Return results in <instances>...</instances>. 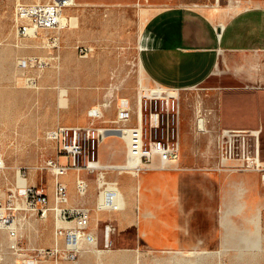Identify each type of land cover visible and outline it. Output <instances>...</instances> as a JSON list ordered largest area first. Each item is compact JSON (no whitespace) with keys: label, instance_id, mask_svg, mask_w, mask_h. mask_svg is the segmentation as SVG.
Listing matches in <instances>:
<instances>
[{"label":"crops","instance_id":"obj_1","mask_svg":"<svg viewBox=\"0 0 264 264\" xmlns=\"http://www.w3.org/2000/svg\"><path fill=\"white\" fill-rule=\"evenodd\" d=\"M140 1L99 4L115 10L139 8L133 24L117 26L122 34L118 45L132 51L138 85L179 92V153L168 169L155 167L137 175L122 168L125 139L110 133L98 144L97 161L103 169H71L60 178L67 184L68 206L89 211L86 233L97 242L107 233L109 246L116 242L109 264H133L137 242L153 253L220 256L223 234L236 240L237 225L246 226L251 246L258 235V215L261 250L250 249L264 255V181L259 173L236 171L237 162L223 161L219 145L227 130L257 132L264 164V0H225L221 12L212 11L204 0H147L142 7ZM126 63L118 67L125 69ZM135 91V83L129 82L126 95L131 102ZM111 107L112 117L83 127L116 130L135 125L134 109L132 121L125 124ZM102 112L99 119L105 117ZM117 143L122 157L116 154ZM54 160L71 164L58 156V148ZM77 180L86 183L84 196L77 191ZM39 190L52 204L54 176ZM89 254L85 251L84 257Z\"/></svg>","mask_w":264,"mask_h":264},{"label":"rangeland","instance_id":"obj_2","mask_svg":"<svg viewBox=\"0 0 264 264\" xmlns=\"http://www.w3.org/2000/svg\"><path fill=\"white\" fill-rule=\"evenodd\" d=\"M49 1L0 0V158L6 169L0 174V203L6 204L0 211V219L9 218L10 228L17 232L11 237L3 227L0 229V264H109L108 255L116 249V242L112 241L110 246L106 240L83 242L79 253L71 259L68 256L71 243L55 237L54 212L41 218L22 210H7L12 193L16 196L15 207L25 209V186L33 185L40 191L39 188L46 189L47 179L53 178L47 162L55 159L58 147L50 139V133L64 127L85 129V122L102 120L97 115L98 110H103L104 120L112 117L113 108L106 109L105 104L112 101L116 108L127 107L131 102L126 95L128 82L136 86L135 99L131 102L136 112L138 94L148 89L134 80L136 67L131 64L132 51L118 45L122 34H117V26L133 24L138 7L115 10L102 7L101 0H77L74 7L65 12L68 24L64 29L40 32L35 37H19L15 26L16 7ZM204 2L216 12H221L228 3L225 0ZM140 4L141 7L146 5L147 0H141ZM84 48L91 52L82 55L80 49ZM122 62H127L125 69L118 67ZM76 90L79 94H74ZM68 99L72 102L68 103L67 110L65 101ZM116 148L117 156L122 157L119 143ZM259 218L258 215V235L251 246L245 239L246 226L237 225L236 240H227V235L223 234L220 256H199V253L192 256L182 251L153 253L137 242L133 246L136 252L132 263L136 264L137 259L138 264H264V255L256 256L250 249L261 250ZM55 248L59 249L58 254L39 255L40 250ZM85 251H89L88 257H84Z\"/></svg>","mask_w":264,"mask_h":264},{"label":"built area","instance_id":"obj_3","mask_svg":"<svg viewBox=\"0 0 264 264\" xmlns=\"http://www.w3.org/2000/svg\"><path fill=\"white\" fill-rule=\"evenodd\" d=\"M77 0H50L47 3L18 5L15 10V26L21 38L35 37L40 32L60 31L67 25L63 24L65 12L74 7ZM68 21V19H67ZM68 24V23H67ZM89 49H80L82 55H87ZM139 107L135 112V125H125L116 130H95L78 128H58L50 133V139L56 142L58 156L71 160L69 165H60L55 160L47 162V169L55 178L53 203L46 194L40 193L35 187L25 186V209L15 207L14 193L8 199V211L22 210L45 218L49 212L55 213L56 239H66L71 243L68 251L69 258H75L79 253L80 244L95 241V237L86 233L90 224V213L84 208H71L67 187L60 178L66 176L71 169H87L97 171L103 169L97 161V147L108 134L122 136L127 144V158L122 166L124 170L139 175L145 170L157 167L166 170L176 159L180 150V96L174 89L153 88L143 90L138 94ZM126 99H122L125 101ZM202 114L201 110H198ZM97 115H99L97 113ZM120 121L128 124L132 121L131 104L118 108ZM220 153L223 161L237 162L238 172L259 173L264 181V164L261 158L259 133L248 130H227L220 138ZM83 160V163H82ZM0 158V169L4 168ZM77 191L84 196L87 191L86 183L77 180ZM6 205V204H5ZM0 203V211L4 210ZM0 223L8 228V234L15 237L16 229L10 228L11 220L1 218ZM73 223L68 228L65 224ZM108 233L105 240L108 241ZM59 249L40 250V256L58 254Z\"/></svg>","mask_w":264,"mask_h":264},{"label":"bare ground","instance_id":"obj_4","mask_svg":"<svg viewBox=\"0 0 264 264\" xmlns=\"http://www.w3.org/2000/svg\"><path fill=\"white\" fill-rule=\"evenodd\" d=\"M19 1V0H18ZM76 2V1H75ZM74 5V4H73ZM72 22V21H71ZM63 24H64V26H65V24L67 25V18H64L63 19ZM220 28L222 27V26H219ZM222 29V28H221ZM29 38V37H28ZM87 64V63H86ZM87 66H89V65H87ZM135 66V65H134ZM121 77V76H120ZM124 78V77H123ZM91 78H89L88 77V80H90ZM104 79V78H103ZM98 80H100V79H98ZM105 80V79H104ZM115 80V79H114ZM81 81H82V79H81ZM100 81H102V80H100ZM90 82V81H89ZM127 82V81H126ZM129 83V82H128ZM127 83V84H128ZM85 84H86V81H85ZM92 84V83H91ZM88 85V84H87ZM97 85V84H96ZM95 85V86H96ZM129 85V84H128ZM93 86V85H92ZM105 86V85H104ZM107 86V85H106ZM114 86V85H113ZM124 87H125V85H124ZM98 88V87H97ZM100 88V87H99ZM91 89V88H90ZM108 89V88H107ZM116 89V88H115ZM125 89V88H124ZM118 90V89H117ZM82 91V90H81ZM88 91H89V89H88ZM79 90H76V92H74V94H79ZM91 92V91H90ZM119 92V91H118ZM89 93V92H88ZM88 93H86V95L88 94ZM85 94V93H84ZM90 94V93H89ZM92 95V94H91ZM119 95V94H118ZM88 96H90V95H88ZM97 96H99V95H97ZM114 96V95H113ZM120 96V95H119ZM85 97V96H84ZM117 97V96H116ZM76 98H77V96H76ZM89 99H90V97H88ZM93 98V97H92ZM27 99V98H26ZM83 99V98H82ZM88 100V99H87ZM84 102H85V100H83ZM120 98L119 99H117V105L120 103ZM138 99H137V106L139 107V103H138ZM72 102V101H71ZM70 101H69V99L68 100H66L65 101V108L67 109V108H70V105H69V107H68V103L70 104L71 103ZM77 102V101H76ZM83 102V103H84ZM98 103V102H97ZM100 103V102H99ZM102 104V103H101ZM96 105V104H95ZM112 106V101H108L106 104H105V108H109V107H111ZM99 107V106H98ZM92 108V107H91ZM104 108V107H103ZM115 108H116V106H115ZM65 109V110H66ZM83 109V108H82ZM68 110V109H67ZM88 110V109H87ZM65 112V111H64ZM108 112V111H107ZM69 113V112H68ZM96 113V112H95ZM103 113V112H102ZM51 114V113H50ZM98 114L101 116V111L100 110H98ZM107 114V113H106ZM95 116V115H94ZM104 116V115H103ZM106 117V116H105ZM103 118V117H102ZM95 119H96V117H95ZM101 120V119H100ZM103 121H104V118L102 119ZM101 120V121H102ZM99 121V120H98ZM97 122V121H96ZM49 137H50V135H49ZM110 169V168H109ZM4 170H6L5 169V165H4V168H2V169H0V174H4L3 172H4ZM121 170V169H120ZM80 173V172H79ZM6 174V173H5ZM67 179V178H66ZM66 186H67V184H66ZM5 193V192H4ZM6 200V199H5ZM0 216H2V213H0ZM55 217V216H54ZM110 218V217H109ZM3 227V228H2ZM14 227V226H13ZM3 229V231H7L8 230V228L6 227V226H4L2 223H0V229ZM7 233H8V231H7ZM89 233V232H88ZM87 233V234H88ZM197 254V252H189L188 253V255H192V256H194V255H196ZM138 258V257H137ZM138 261H137V259H136V264H138L137 263ZM205 262H206V259H205ZM208 262V261H207ZM203 263H204V261H203Z\"/></svg>","mask_w":264,"mask_h":264}]
</instances>
